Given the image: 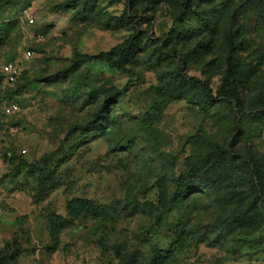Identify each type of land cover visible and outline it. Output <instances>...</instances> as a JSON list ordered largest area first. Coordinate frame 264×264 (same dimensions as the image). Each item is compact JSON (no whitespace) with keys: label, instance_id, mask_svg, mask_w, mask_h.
Masks as SVG:
<instances>
[{"label":"rangeland","instance_id":"374dc122","mask_svg":"<svg viewBox=\"0 0 264 264\" xmlns=\"http://www.w3.org/2000/svg\"><path fill=\"white\" fill-rule=\"evenodd\" d=\"M188 1L0 0V253L21 250L7 264H151L157 249L161 264H264V0ZM137 36L127 72L77 62ZM73 199L106 209L75 216Z\"/></svg>","mask_w":264,"mask_h":264},{"label":"trees","instance_id":"16d2710c","mask_svg":"<svg viewBox=\"0 0 264 264\" xmlns=\"http://www.w3.org/2000/svg\"><path fill=\"white\" fill-rule=\"evenodd\" d=\"M91 1H94V0H91ZM194 2L195 0H189L187 7L189 9H192ZM138 31L139 29H137V32ZM139 39H140L139 36L134 37L131 41L121 46L114 47L112 50L108 52H102L97 55L81 54L77 57V62L78 63H88V62L95 61V60H103V61L110 62L112 68L118 71L127 72L128 71L127 64L131 60L134 50L136 49V47H138L137 40ZM231 63H232V59H230V65ZM160 90L165 94L166 100H170V99H173L175 95L180 91V87L176 86V88L170 93L167 92V88L165 87L160 88ZM221 92L223 93L220 94V96L227 99L233 105L235 109L239 108V103L236 97V91H230L225 86H223ZM206 95L210 99H213L211 91L208 90V93ZM193 138L207 145L211 149H213L214 156L220 157V158L226 156V150L222 148L219 144L212 143L209 140L202 137L201 135H195ZM197 169H198V165H193L187 172L179 176V178L177 179L176 193L172 198H170L168 202L172 203L173 200L179 203L184 202L189 190L193 187L192 180L196 176ZM105 209H106V206L99 205V204H93V203H90L88 200H84V199H73L68 205L69 213L75 216L80 215L86 210H92V212L98 213ZM62 227L63 226L58 223H54L51 226V232L53 234V238L55 242H59V233ZM170 252H171V249H167L165 251V253H167L168 256ZM20 255H21L20 249L14 250L8 256L2 252L0 253V264H7L8 261L15 262L17 261ZM163 257H164L163 250L157 249L154 253L151 264H161L159 263V259H163ZM120 264H123V263H120ZM129 264H133V263H129Z\"/></svg>","mask_w":264,"mask_h":264},{"label":"built area","instance_id":"2783aa9c","mask_svg":"<svg viewBox=\"0 0 264 264\" xmlns=\"http://www.w3.org/2000/svg\"><path fill=\"white\" fill-rule=\"evenodd\" d=\"M30 21L34 22V20L32 18ZM32 55H33L32 50H28L26 52L27 57H32ZM2 74L4 77L5 83L11 84V85L15 84L21 75V69H20L19 64L14 62V61L7 62L3 66ZM19 111H20V106L15 101L6 102L3 105V112L6 116L14 115V114L18 113ZM4 159H5L4 153H2L0 151V168L2 167V165L4 163ZM3 211H4V206L2 203H0V214H2Z\"/></svg>","mask_w":264,"mask_h":264},{"label":"water","instance_id":"95a60500","mask_svg":"<svg viewBox=\"0 0 264 264\" xmlns=\"http://www.w3.org/2000/svg\"><path fill=\"white\" fill-rule=\"evenodd\" d=\"M4 207H6L4 204H3Z\"/></svg>","mask_w":264,"mask_h":264},{"label":"crops","instance_id":"0c3cea01","mask_svg":"<svg viewBox=\"0 0 264 264\" xmlns=\"http://www.w3.org/2000/svg\"><path fill=\"white\" fill-rule=\"evenodd\" d=\"M4 204V203H3ZM6 206V204H4Z\"/></svg>","mask_w":264,"mask_h":264}]
</instances>
